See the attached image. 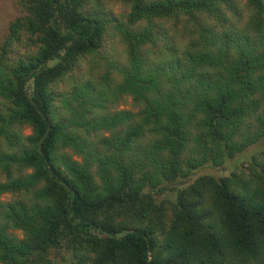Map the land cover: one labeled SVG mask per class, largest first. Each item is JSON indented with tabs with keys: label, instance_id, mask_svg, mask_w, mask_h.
<instances>
[{
	"label": "trees",
	"instance_id": "trees-1",
	"mask_svg": "<svg viewBox=\"0 0 264 264\" xmlns=\"http://www.w3.org/2000/svg\"><path fill=\"white\" fill-rule=\"evenodd\" d=\"M106 1L18 0L0 46V264H264V151L189 183L264 139V0H117L125 21ZM180 23L185 44L165 26ZM112 32L126 64L63 90ZM127 97L137 111H113Z\"/></svg>",
	"mask_w": 264,
	"mask_h": 264
},
{
	"label": "rangeland",
	"instance_id": "rangeland-1",
	"mask_svg": "<svg viewBox=\"0 0 264 264\" xmlns=\"http://www.w3.org/2000/svg\"><path fill=\"white\" fill-rule=\"evenodd\" d=\"M105 4L107 6L106 11L110 14L113 19L125 21L126 16L130 13V9L117 0H107ZM21 14L22 10L18 4V0H0V46L4 43L6 37L8 36L10 24ZM243 19L246 20L247 16L245 15ZM172 25L173 24H166L165 26L166 28H168L170 35L175 33L178 39L182 41L184 39V36L180 38V35H182L185 23H180L176 27V31L173 30L175 26L173 27ZM188 40V38L184 39L182 41L184 42L183 44L187 43ZM125 50L126 47L121 43L119 34L112 32L110 36L107 37L105 45L97 58L98 64L91 65L89 63H85L81 68L75 71L74 76L69 79V82L63 85V90L70 91L72 89V86L76 82L80 80L84 82L85 80L89 79L93 74H103L107 70V68L109 67V63L111 62H118L122 66L125 65ZM19 51L21 53L25 52L24 49L20 48ZM155 51L156 50L154 49V52ZM113 75H117L116 71L113 72ZM122 110L137 111L132 98H125L119 105L116 106L113 111ZM31 134V128L25 127L23 129L24 136H29ZM262 151H264V139L261 140L259 143L251 146L248 150L238 155L236 158L229 160L222 168L206 167L195 172L189 183H192L196 179L206 175L214 176L216 178L229 176L237 167L241 166L242 164H247L254 155H257ZM74 158L76 159V157ZM176 195L177 191L169 189L165 190L161 195H159L158 199L159 201L165 198L175 199ZM2 200L8 202L12 200V196H3ZM17 235L19 238L23 237L21 232H18ZM67 259L70 260L71 256H67ZM56 264H69V261H62V259H59Z\"/></svg>",
	"mask_w": 264,
	"mask_h": 264
}]
</instances>
